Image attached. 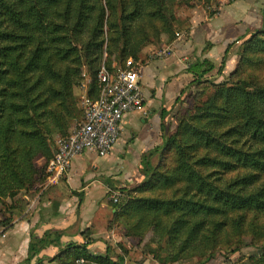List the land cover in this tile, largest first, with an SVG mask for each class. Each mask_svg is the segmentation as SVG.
<instances>
[{"label": "trees", "instance_id": "obj_1", "mask_svg": "<svg viewBox=\"0 0 264 264\" xmlns=\"http://www.w3.org/2000/svg\"><path fill=\"white\" fill-rule=\"evenodd\" d=\"M179 1L0 0L3 231L29 216L40 192L36 186L46 178L37 160L53 156L54 131L66 127L65 117L76 116L78 99L81 118L75 88L81 89L83 73L92 78L96 95L103 63L114 68L121 55L143 64V50L177 29ZM238 59L221 82L203 79L202 63L193 61L195 78L188 86L209 84L211 94L205 100L191 95L195 104L178 116L175 130L160 123L163 152L142 183L116 202L104 198L115 210L107 228L124 224L126 234L144 240L145 251L160 263L211 260L251 246L255 252L235 264H264V31L253 35ZM221 61L218 76L225 74ZM92 231L81 232L83 246H66L50 260L123 264L122 242L116 259L107 256L108 248L105 253L87 248Z\"/></svg>", "mask_w": 264, "mask_h": 264}, {"label": "crops", "instance_id": "obj_2", "mask_svg": "<svg viewBox=\"0 0 264 264\" xmlns=\"http://www.w3.org/2000/svg\"><path fill=\"white\" fill-rule=\"evenodd\" d=\"M257 1L264 3V0ZM240 2L223 5L219 16L208 13L202 20L196 16L184 20L188 25L191 23L188 26L191 37L187 42L182 40V46L178 44L179 51L181 54L197 51L201 57L197 62L202 63L199 70L204 71L205 75L214 70L210 69L213 64L209 65L207 60H214L213 53L232 49L229 56L236 64L237 55L233 50L238 40L262 25L264 13L260 16L244 2L239 4ZM240 7L249 8L250 13L239 16L240 20L231 23L232 16L228 13L237 12ZM179 36L183 38L184 34L180 32ZM185 49L186 51H182ZM174 57L176 55L142 68L141 82L146 94L144 108L125 114L120 138L107 155L100 156L95 152H83L78 155L70 171L64 174L60 182L46 188L41 184L36 186L40 192L28 207L29 216L17 219L5 231L0 225V264H35L33 257L38 254L48 262L55 253L66 246H83L84 238L81 232L89 227L93 230L94 240L87 248L93 253L106 252L108 241L116 240L110 238L109 231L106 232L107 224L115 210L104 198L109 195L110 199L114 194L119 197L122 193L134 189L145 180V168L153 167V160L149 159L147 154L154 152L155 148L162 144L160 123L164 118L160 115L165 114V119L172 115L167 105L175 102L177 97L174 99L173 92L179 83H183L187 78L182 64L175 61ZM225 64V74H221L223 77H227L230 72ZM206 66L208 68H205ZM218 72L219 70L209 79L218 77ZM139 122L143 123L145 129L144 137L140 138L130 134L138 127ZM166 126L170 127L167 124ZM144 160L145 165L142 166ZM50 188L44 197L42 193ZM89 189L92 193L85 203L84 197ZM40 196L43 197L42 200ZM113 231L115 232V229ZM31 246H36L32 253L29 252Z\"/></svg>", "mask_w": 264, "mask_h": 264}, {"label": "rangeland", "instance_id": "obj_3", "mask_svg": "<svg viewBox=\"0 0 264 264\" xmlns=\"http://www.w3.org/2000/svg\"><path fill=\"white\" fill-rule=\"evenodd\" d=\"M238 1H241L239 4H242V2H244L245 5H247L252 11L257 12L260 16H263L264 3L260 4V3H258L257 0H253V1L252 0H202V1H200V0H180L179 3L176 5V8H175V11H176L175 21L177 23V29H174L173 32L163 33L161 35L160 43L148 45L143 50L142 57L140 56L141 59L144 58V61H143L141 68L146 67L147 65H149L151 63L162 61L163 59L165 60L167 58H170V57L176 55V57H174L175 61H177L179 64H182L183 68L186 71L185 75H187V78L185 79V81L183 83H179V85L176 87L175 91L173 92V95L175 96L174 99L176 97L179 98V102L177 101L175 103L173 101L172 104L167 105L168 109H170L171 113H172V115L170 117H168L166 119L164 117V119H163V122L165 124H167L168 126H170L168 129L169 130L168 132L175 130L177 123H178V116H181L183 114V110L185 109V107L186 106H189V107L194 106L195 99L193 97H191V95L195 96L198 99L205 100L211 94V92H210L211 86L209 84H205L202 86H197V85L188 86V83L190 81H193L195 78L194 70L191 69L190 66L193 63V61L197 60L200 57L199 56L200 54L197 51L195 53L181 54V52L179 51L178 44H180L182 46V44H183L182 40H185V42H187L189 40V38L191 37V35L188 33V26L191 23L189 22V25H188L184 20L186 18H187V20L190 18H193V16H196L199 20H202V18H204V16L207 15L208 13H210V14L212 13V16H219L220 10H222L223 5L232 4L233 2H238ZM249 8L240 7L237 10V12L228 13V15L232 16V17H230V20H231L230 22L235 23L238 20H240L239 16L248 15L250 13ZM223 11L225 12V10H223ZM181 22H182V24H178ZM263 31H264V16H263L262 25L259 28L251 30L245 37H242L241 39L238 40L237 46H236L235 50H233V52H235V54L237 55V59H236L237 61L239 60L238 57H240V51H242L243 48H245V47L246 48L249 47V41L252 39L253 35L259 34L260 32H263ZM180 32L184 34L183 38H181L179 36ZM231 33H232V31H231ZM232 37H233V35H232ZM163 47L169 48V54L167 56H165L164 58H154L155 53L160 51L161 48H163ZM231 50L230 49L224 50L221 53H217V54L213 53L212 57L214 60H210V58H208L207 60L209 62V65L211 63L213 64V66L210 69H214V70L209 75L202 76V78L203 79H205V78L209 79L210 76L215 75L217 73V70H219L220 65L222 64L221 60H224L223 62L226 63L225 65L227 66V69L230 70V72L233 71V69H235V67L237 66V62L235 64V60H232L230 58L229 54H230ZM182 51H186V49L182 50ZM176 53H178V54H176ZM152 54H154V55L152 56ZM140 61H139V63H140ZM200 61L202 62L203 60L200 59ZM152 66L155 67L156 65H152ZM208 66H206L205 68H208ZM83 74H86V73H83ZM223 76L224 75H219L218 77H216L213 80H215L216 82H221L224 79H228V78L223 77ZM187 80H190V81H187ZM79 90H81L80 86H77L75 88V92L77 95L79 93ZM181 96H182V100L180 102ZM78 97H79V95H78ZM78 106H79V99H78V104H77V109H76V111H77L76 116L65 117L66 127H62V128H59V129L54 131V138L55 139L56 138L58 139L60 137L59 135L64 133L69 126H70L69 128L71 129V127L74 126L76 124V122L79 120L80 114H78V110H79ZM138 124H139L138 127L133 130V133L131 132L130 134H133V135L135 134L136 136H138V138L144 137L145 129L143 127V123L139 122ZM130 144L132 145V139L130 140ZM161 147H162V145L160 144L155 148L154 152H149L147 154V157L149 159L152 158V160H153V167H154L155 163L158 161L159 155H161V153L163 152V148H161ZM157 148H160V149H157ZM85 152L89 153L92 151H85ZM44 162H45L44 158H40L37 160V163H38L37 165L43 167V174H45L44 166H43ZM140 164H141V162H140ZM144 165H145V160L142 163V166H144ZM145 171H146L145 172L146 175L151 173V170L149 167L145 168ZM91 193H92L91 189H89L86 192V195L84 197L85 203L88 202V196ZM82 198H83V195H82ZM92 206L95 207L94 205H92ZM102 221H104V220L102 219ZM113 229H115V232L113 231ZM107 231L110 232L109 234H110L111 239H113V238L116 239L115 241L114 240L108 241L109 242L108 247H107L108 251L106 252L108 257L114 258V259L117 258V256H118L117 253L121 252V251H113L109 247H111L113 249H119L118 243L122 242L124 244L123 246L127 249V253L124 254V257H123L124 258L123 264H163V263H160L154 256L150 255L147 251H145V247H144L145 241L144 240H141L136 236H131V235L126 234L124 224L118 225L116 228L115 227H113L111 229L107 228L106 232ZM62 250H60L58 253H55L54 257L57 256ZM111 252H113V253H111ZM253 252H255V248H253L251 246H246L244 248H241L239 251L229 253L228 255H226L224 253H217L211 260H203V259H200L199 257H193V258H186L180 262L170 263V264H235L240 258H243V255L252 254ZM48 254H49V252H48ZM52 254H53V252H52ZM52 254H50V255H52ZM33 260L36 261L35 264L41 263V262H42V264H59L60 263V259H56L54 261L48 260V262H46V261H44L42 255H40V254L33 257Z\"/></svg>", "mask_w": 264, "mask_h": 264}, {"label": "built area", "instance_id": "obj_4", "mask_svg": "<svg viewBox=\"0 0 264 264\" xmlns=\"http://www.w3.org/2000/svg\"><path fill=\"white\" fill-rule=\"evenodd\" d=\"M168 54L169 48L163 47L154 58H164ZM141 67L133 57L121 55L115 58L114 68L103 63L97 73L96 95L91 92L92 78L84 74L80 90L82 116L66 135L57 139V153L45 160L43 188L60 182L83 152L105 156L111 151L123 131L125 114L144 108L146 94L141 82ZM111 198L115 202L119 199L118 194ZM84 261L83 258L79 260L80 263Z\"/></svg>", "mask_w": 264, "mask_h": 264}, {"label": "water", "instance_id": "obj_5", "mask_svg": "<svg viewBox=\"0 0 264 264\" xmlns=\"http://www.w3.org/2000/svg\"><path fill=\"white\" fill-rule=\"evenodd\" d=\"M52 149H53V154H56L57 153V148L55 145L52 146Z\"/></svg>", "mask_w": 264, "mask_h": 264}]
</instances>
